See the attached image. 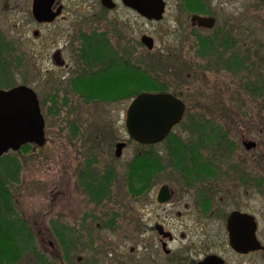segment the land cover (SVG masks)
Segmentation results:
<instances>
[{"label": "rangeland", "instance_id": "rangeland-1", "mask_svg": "<svg viewBox=\"0 0 264 264\" xmlns=\"http://www.w3.org/2000/svg\"><path fill=\"white\" fill-rule=\"evenodd\" d=\"M94 1L64 0V17L44 27L33 20L31 0H0V52L6 64L0 88L33 89L46 138L43 146L25 145L1 156L20 164L17 181L7 183L19 211L11 225L34 228L36 242L33 251L22 254L21 233H13L8 242L1 240L0 258L6 264H40L39 258L44 264H130L134 255L128 249L134 245L137 218V187L128 183L131 171L139 170L146 178L156 171L153 190L142 191L140 198H152L160 185L168 184L178 197L223 198L229 207L237 205L238 198H253L256 210L264 204V0H165L158 21L140 17L118 0L117 10L104 14ZM202 3V9L195 6ZM190 11L212 14L216 21L210 29L193 28ZM101 30L121 36L118 44L114 36L111 43L122 46L125 64L87 86L116 75L126 86L121 87L123 98L120 89L80 88L87 100L107 102L87 104L71 97L72 71L59 69L45 55L63 46L66 36ZM143 35L153 39L151 49L141 42ZM63 57L72 61V48L63 51ZM156 91L182 92L186 110L168 139L150 148L129 140L125 114L139 93ZM243 140L255 142L256 148L246 150ZM118 141L128 143L119 159L114 157ZM90 157L94 175L113 170L116 177L113 199L102 202L86 224L84 194L73 179L89 169L84 163ZM22 209L27 219L19 216ZM112 211L118 213L116 225L95 229L94 223H102ZM41 226L59 230V240L51 231L38 234L36 227ZM89 226L94 229L92 248L84 231Z\"/></svg>", "mask_w": 264, "mask_h": 264}, {"label": "flooded vegetation", "instance_id": "flooded-vegetation-1", "mask_svg": "<svg viewBox=\"0 0 264 264\" xmlns=\"http://www.w3.org/2000/svg\"><path fill=\"white\" fill-rule=\"evenodd\" d=\"M100 1L95 0L94 2L99 4L100 10L104 14L116 11L119 5L116 2L117 0H112L115 3V7L110 9L103 6ZM94 2L91 6H94ZM164 2L166 9L167 3L165 0ZM33 3L34 0H31V15L33 14ZM120 4H122L121 1ZM44 5L45 9H47V14H44V17L50 19L38 21L34 15L32 17L38 26L43 25L46 27L51 24L53 25V23L64 17L68 4L64 0H46ZM197 5L201 9L204 7V3L196 4L195 6L197 7ZM190 7L188 6L187 8L191 10ZM124 8L127 7L124 6ZM74 9L77 10V8H73L72 10ZM127 9L136 12V10ZM136 14L142 17L139 13L136 12ZM194 16L213 17L214 23L216 21L212 14L190 11V13H187L189 23L191 27L197 29L210 28L199 26L197 20L192 18ZM35 34L37 33L35 32ZM109 35L105 30H101L96 34H93L92 31L89 34L66 36L64 37L63 46L56 47L51 54L45 55L59 69L67 71L66 73H71L72 71V99L76 96L79 100L87 104L89 102L99 105L107 103L102 99L89 101L85 95L77 91L85 87L88 81L92 79L97 80L100 76L108 74L110 69L112 72L115 66L120 68L125 64L122 46H114L111 43V38L114 35ZM114 37L116 38V44L122 41L119 34ZM9 48L10 51L13 50L11 47ZM69 48H72V61L71 58L66 61L63 57V51ZM5 68L6 64L2 61L0 52V75L6 70ZM10 88L12 87L0 89L7 90ZM160 92L171 93L180 99L181 102L184 101L182 99V92L156 91L153 93ZM183 103L186 107L185 102ZM182 120L172 127L169 135L164 140L158 143L141 145L130 138L129 140L140 146L153 148L161 143L163 144L171 135L173 129L181 124ZM119 142L128 144L126 141H118L116 144ZM244 142L249 141L243 140L242 145ZM116 144L114 147V155ZM25 145L31 147L33 144ZM25 145L21 146L19 150L25 147ZM126 145H124L125 147L122 149L121 155L117 156L118 159L122 157ZM255 148L256 145L253 149ZM90 158V162L84 163V166H88L89 169L80 170L78 173H75V179H73L75 180V186L81 188V193L84 194L83 197L87 205L84 217L86 224L88 223L87 220L91 222L95 218L93 216L95 209L102 202L113 199L111 190L116 177L113 170L112 172L107 171L104 176L102 174L103 177L101 174L94 175L91 171V167L94 164L92 161L94 159L92 157ZM151 159L154 160L152 157ZM152 170L155 171V167ZM155 172L153 173L151 171L149 178L142 175L139 170L137 172L135 171V174L133 173L134 187H137L135 189L137 191L136 198H134V214L137 218L134 219V245L128 249L134 255L130 264H264V204L259 210H256L252 207L253 198H238L241 201L237 205H231L229 207L224 204L223 198H212L203 195H200L198 198H183L182 194L178 197L175 194V190L168 184L160 185L154 191L152 198H140L142 197V191L147 192L153 190ZM97 176H100V178L97 179ZM143 176L145 180L142 178ZM141 181L145 184L144 186ZM111 184L112 186H110ZM163 186L167 187V190H164L166 194L159 196ZM260 199L264 202V198ZM229 202L236 203L237 198H229ZM14 203V198H0V241L6 240L8 242L12 240L10 236L13 233H21V253L25 254L27 251H33L35 247V238L32 236L34 228L22 224L17 229L11 225V217H14V214L19 212L16 210ZM20 213L19 216L27 219L26 217L28 215L24 213L23 209L22 211L20 210ZM116 217H118V213L112 211L110 216L107 219L105 218L102 223H94L95 229L99 230L102 226L112 229L116 225L114 219ZM36 228H39L38 234L51 231L50 234L53 235L54 239L59 240L60 232L53 226ZM69 230L72 232L71 228ZM84 231L87 236L86 242L92 248L95 239L90 236L94 229L92 226H89ZM50 246L52 247L53 244L50 243ZM43 260V258H39L38 262L44 264L45 261ZM78 261H80V258H78ZM0 264H6V262L0 258ZM90 264L92 263L90 262Z\"/></svg>", "mask_w": 264, "mask_h": 264}, {"label": "water", "instance_id": "water-1", "mask_svg": "<svg viewBox=\"0 0 264 264\" xmlns=\"http://www.w3.org/2000/svg\"><path fill=\"white\" fill-rule=\"evenodd\" d=\"M46 0H34L32 15L38 20L50 18L45 9ZM50 1V0H49ZM126 7L136 10L147 20L158 21L162 19L165 2L164 0H120ZM103 6L114 8L112 0H101ZM198 25L211 28L214 25L213 17L194 16ZM153 39L147 35L141 37V42L151 49ZM37 95L28 86L19 85L8 90H0V156L8 150H19L22 145L35 144L43 146L46 142L44 132V119ZM186 107L180 99L171 93H139L129 103L125 128L130 139L141 145H150L164 140L172 127L183 118ZM125 142L116 144L115 155L120 156ZM255 142H244L246 150L253 149ZM245 150V151H246ZM166 186H163L160 195L166 194Z\"/></svg>", "mask_w": 264, "mask_h": 264}, {"label": "trees", "instance_id": "trees-1", "mask_svg": "<svg viewBox=\"0 0 264 264\" xmlns=\"http://www.w3.org/2000/svg\"><path fill=\"white\" fill-rule=\"evenodd\" d=\"M238 60V58H237ZM98 81V80H97ZM109 81V82H108ZM99 84L100 85H90L87 86L85 85V87H83V91L84 89H86V91L88 90H100V91H108L109 88H111L110 90H116V89H120L119 94V98H123V91H122V86L125 87L126 85L123 83V80L120 79L119 77H117L115 79H110L108 77V80H99ZM108 84H110V87L108 86ZM81 91V90H80ZM83 91H81L83 93V95H86ZM130 169H133V167H130ZM20 170V164L17 162V160H15L14 158H5V157H0V198H10L9 197V193H8V186L7 183L8 182H15L17 181V175H18V171ZM128 183L133 182V171H131L130 175H128ZM62 231V230H60ZM63 232V231H62ZM61 232V233H62Z\"/></svg>", "mask_w": 264, "mask_h": 264}]
</instances>
